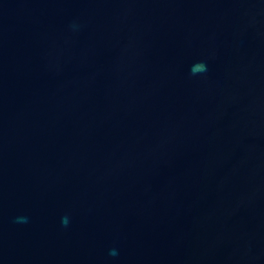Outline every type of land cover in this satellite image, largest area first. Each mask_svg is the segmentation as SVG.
<instances>
[{"label": "water", "instance_id": "1", "mask_svg": "<svg viewBox=\"0 0 264 264\" xmlns=\"http://www.w3.org/2000/svg\"><path fill=\"white\" fill-rule=\"evenodd\" d=\"M0 264H264V0H0Z\"/></svg>", "mask_w": 264, "mask_h": 264}, {"label": "clouds", "instance_id": "2", "mask_svg": "<svg viewBox=\"0 0 264 264\" xmlns=\"http://www.w3.org/2000/svg\"><path fill=\"white\" fill-rule=\"evenodd\" d=\"M201 67H204L203 65H201Z\"/></svg>", "mask_w": 264, "mask_h": 264}]
</instances>
